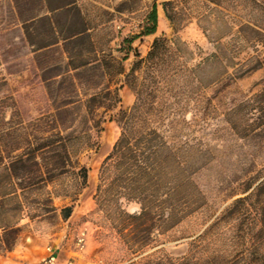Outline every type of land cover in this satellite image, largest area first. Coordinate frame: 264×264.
Masks as SVG:
<instances>
[{
	"label": "rangeland",
	"instance_id": "374dc122",
	"mask_svg": "<svg viewBox=\"0 0 264 264\" xmlns=\"http://www.w3.org/2000/svg\"><path fill=\"white\" fill-rule=\"evenodd\" d=\"M65 1L0 0V149L59 132L71 159L65 174L40 188L0 192V253L18 238L44 236L77 250L83 258L67 255L77 264H264L253 207L228 211L264 174V45L253 51L232 42L226 57L236 64L225 69L206 61L225 27L221 10L204 0H73L88 38L73 44L79 54L70 64L61 41L38 49L22 32L30 21L36 43L47 35V18L62 28L75 12L50 9ZM153 4L158 26L145 36ZM156 37L165 40L148 57ZM251 55L262 64L238 77ZM123 112L135 115L133 130L156 131L172 153L158 191L116 180L113 161H105ZM150 194L162 202L149 204L136 225L135 197ZM7 224L14 232H4Z\"/></svg>",
	"mask_w": 264,
	"mask_h": 264
},
{
	"label": "trees",
	"instance_id": "16d2710c",
	"mask_svg": "<svg viewBox=\"0 0 264 264\" xmlns=\"http://www.w3.org/2000/svg\"><path fill=\"white\" fill-rule=\"evenodd\" d=\"M49 6V0H41ZM209 6L219 8L221 21L225 31L214 39V52L206 61L215 62L223 68L236 64L231 57H226L227 47L234 42L236 45L251 48L257 51L258 46L264 45V0H204ZM169 3H164V6ZM146 17V24L142 35H152L156 32L157 25V8L155 4L151 6ZM75 12L73 20L64 23L63 27L57 30L58 22L47 18V35L40 37L39 42L33 43L30 39V21L22 25L24 40L28 45L35 44L38 49H44L62 42L63 52L67 53L66 58L70 64L79 52L75 50V43L78 40L88 38L87 29L84 21L80 17L79 11L73 0H67L61 5L50 9V12L59 10H72ZM166 19L171 22V17L164 8ZM223 12V13H222ZM46 19V18H45ZM44 20V19H42ZM32 25V24H31ZM64 28V29H63ZM64 30V31H63ZM208 37L207 33L205 35ZM209 38V37H208ZM165 39L156 37L153 39L148 57L155 55L156 49L160 42ZM227 40V41H225ZM35 42V41H34ZM211 42V41H210ZM68 45H73L68 47ZM68 47V48H67ZM139 64L137 61L136 65ZM244 64L246 67L241 69L237 76L256 70L262 64V60L255 56H248ZM135 67V65H134ZM77 67H73L76 69ZM133 70V68H132ZM123 70L120 67L119 73ZM7 91V90H5ZM0 95H3L0 94ZM98 100L97 96H92L87 100L88 112H91L92 104ZM134 111L137 105H134ZM126 118L121 133L113 144L111 152L106 156L105 161H113L118 170L116 180L123 182L129 181L134 187L143 189L151 188L153 192L158 191L160 186V169L168 160H172V153L166 147L162 137L154 130L146 132L135 131L131 127V122L136 118L133 113L123 112ZM51 137L57 139H46L43 143L28 145L26 148H15L11 150L0 149V192L3 189L18 192L26 191L30 188H40L43 184L51 182L55 177L65 174L67 167L70 166V156L66 148L67 140L59 132L54 133ZM41 161L44 163L42 164ZM134 168V172L128 175V168ZM81 180L85 183L86 170H79ZM255 184V185H254ZM249 193L244 197L236 199L228 211L233 212L237 207L252 206L259 223L256 231L257 237L264 235V174L256 179V182L246 185L243 192ZM145 194V193H143ZM141 201V213L129 217L133 223H143L149 215V204L161 203L156 195H143L135 197ZM155 203V204H154ZM148 204V206H147ZM71 210L67 207L61 209L62 217L66 218ZM4 226V232L12 233L14 228L10 224ZM5 249L10 248L9 242L2 241Z\"/></svg>",
	"mask_w": 264,
	"mask_h": 264
},
{
	"label": "crops",
	"instance_id": "0c3cea01",
	"mask_svg": "<svg viewBox=\"0 0 264 264\" xmlns=\"http://www.w3.org/2000/svg\"><path fill=\"white\" fill-rule=\"evenodd\" d=\"M65 208V207H63ZM66 218H69V214ZM11 250L0 253V264H38L42 257L47 254V248H50L56 258V264H63L68 258L67 255H79L78 251L70 248L68 244L62 243L57 239L52 243L42 236L41 238H32L31 236L16 239ZM79 258L84 256L79 255ZM79 263L81 262L78 259Z\"/></svg>",
	"mask_w": 264,
	"mask_h": 264
},
{
	"label": "built area",
	"instance_id": "2783aa9c",
	"mask_svg": "<svg viewBox=\"0 0 264 264\" xmlns=\"http://www.w3.org/2000/svg\"><path fill=\"white\" fill-rule=\"evenodd\" d=\"M76 242H77L76 243L77 247L79 248L83 247L84 244L82 238H78ZM38 264H56V258L50 248H47V254L44 257H42L41 261H39ZM63 264H77V263H75V261H72L71 259H67Z\"/></svg>",
	"mask_w": 264,
	"mask_h": 264
}]
</instances>
